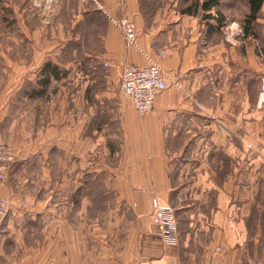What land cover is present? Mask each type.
Wrapping results in <instances>:
<instances>
[{
  "label": "crops",
  "instance_id": "1",
  "mask_svg": "<svg viewBox=\"0 0 264 264\" xmlns=\"http://www.w3.org/2000/svg\"><path fill=\"white\" fill-rule=\"evenodd\" d=\"M204 1H0L14 27L0 44V141L17 153L0 183V264H264V0L248 24L250 0ZM232 22L244 30L228 40ZM152 62L170 87L142 115L120 92L122 68ZM43 98L48 118L34 128L30 104ZM74 198L83 206L70 212ZM155 200L175 211L176 246L153 221Z\"/></svg>",
  "mask_w": 264,
  "mask_h": 264
},
{
  "label": "built area",
  "instance_id": "2",
  "mask_svg": "<svg viewBox=\"0 0 264 264\" xmlns=\"http://www.w3.org/2000/svg\"><path fill=\"white\" fill-rule=\"evenodd\" d=\"M122 32L129 47L136 45L137 32L135 25L126 19L112 20ZM225 37L228 40L236 39L243 34L241 26L235 22L224 27ZM104 67L110 71V64L105 62ZM170 87V81L164 70L155 62L147 66L126 64L122 68L120 92L126 97L136 111L142 115L149 113L155 106L159 94ZM260 95L264 97V78L261 79ZM17 162L16 151L8 144L0 141V183H4L11 167ZM7 201L0 194V220L7 215ZM153 221L163 240L170 246L179 242L178 222L174 209L163 206L154 201Z\"/></svg>",
  "mask_w": 264,
  "mask_h": 264
},
{
  "label": "rangeland",
  "instance_id": "3",
  "mask_svg": "<svg viewBox=\"0 0 264 264\" xmlns=\"http://www.w3.org/2000/svg\"><path fill=\"white\" fill-rule=\"evenodd\" d=\"M1 2H3L4 0H0ZM4 11V12H3ZM8 12L6 9H4L3 7H0V44H1V48L3 49H7V46H8V34L14 30V27H12V25L8 22ZM229 24V23H227ZM14 26V25H13ZM1 63V61H0ZM105 73L106 75L110 73L106 71L105 69ZM104 71L102 69V67L100 68L99 70V73H98V79H101L102 77H106L104 74ZM263 79V78H262ZM56 88L55 87H50V91H55ZM119 93V92H118ZM120 95V94H119ZM46 101L45 99L43 98L42 99V104H36V103H33V104H30V110L31 112L33 113L32 116L34 118V120L32 121L33 123V127L34 128H37L35 126H39L40 123L43 124L47 118H48V115H46ZM40 113V117L36 115ZM50 122V120H49ZM30 131H32V129H30ZM97 140H98V145L96 146L97 149L94 152H92L93 154H95V157H96V161H97V164H98V168H101L104 166V164L107 162V159H106V153L104 152V142L102 143L101 141L105 140V137L102 136V137H97ZM88 153L89 152H83L82 154L84 155V157H87L88 158ZM66 158L69 160V159H74V157H69V156H66ZM102 176L104 175V173H101ZM95 194H96V198H95V201H96V205H95V210H96V213H97V222L98 223H103L104 222V211L106 209L105 207V204H106V201L108 202L109 200V196L106 195V191H105V185H104V180L103 179H98V183H97V187H96V191H95ZM93 194H91L92 196ZM80 196L81 197H88V191H81L80 193ZM82 200V199H81ZM81 200H77V198H74V206L73 207H68V210H70V212H72V210L74 209H77V206H79L78 204H81V206H83V202ZM85 206V209L83 210L84 211V215H83V219L82 222H87L88 220V205H84ZM94 207H91V212L93 211ZM68 210L66 212H68ZM68 218L71 220L72 216L71 214L69 213V216Z\"/></svg>",
  "mask_w": 264,
  "mask_h": 264
},
{
  "label": "trees",
  "instance_id": "4",
  "mask_svg": "<svg viewBox=\"0 0 264 264\" xmlns=\"http://www.w3.org/2000/svg\"><path fill=\"white\" fill-rule=\"evenodd\" d=\"M218 0H205L202 5H201V8L203 10H209L215 6L218 5ZM261 2L262 0H250V3H251V13L246 17V24L250 23L253 21V19H255V16L260 8V5H261ZM243 30H244V27H243ZM43 74H45L43 72Z\"/></svg>",
  "mask_w": 264,
  "mask_h": 264
}]
</instances>
